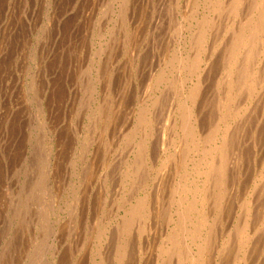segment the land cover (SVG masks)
Wrapping results in <instances>:
<instances>
[{"label":"rangeland","instance_id":"374dc122","mask_svg":"<svg viewBox=\"0 0 264 264\" xmlns=\"http://www.w3.org/2000/svg\"><path fill=\"white\" fill-rule=\"evenodd\" d=\"M94 1L97 2L94 3ZM121 2L122 0H0V264H84L85 262V264H96L95 262L99 260L97 254L100 251L101 254L104 253L105 255L106 253V264H118L117 255L119 256V252L121 253L122 251L119 238L121 236L120 225L123 221L122 217L127 216V214L125 215V210L129 209L131 204H135L136 198L144 196L149 191L154 194L158 187L159 179L163 172L160 167L162 166L161 159H158V157H153L154 160L152 159L155 162V166L152 169L153 174L151 172L152 179H149V187L145 188L142 185L140 172L136 176L132 175L133 177H129L132 181L128 177L126 178V174L131 166L129 164H132L137 157L135 154H137L138 148H135V142L141 141V136H143L141 130V132L136 133V126L140 117L146 116V114L151 115L154 111L152 114H154L155 120L153 118V129L151 128L149 140L152 146L151 151H153V148L157 151L160 145L158 142L161 143L163 140V128L165 123H167L170 107L175 106L179 98L182 100V95H179L180 83L178 82V74L173 71L172 63L180 43L179 25L180 23L182 25L183 16L187 9L184 7V0H182L183 4L180 7H177L175 0H130L129 3L132 5L128 7L129 10H127L128 13H126L127 16L125 17L128 19L125 20L121 18ZM133 5L136 6L134 7ZM119 7H121L120 10ZM201 11L202 9L200 13ZM49 15L52 17L50 18ZM145 19L147 20L145 21ZM192 23L194 24L192 25V30H197L195 25L197 22L193 19ZM173 25L176 27L174 28ZM82 29L85 31H82ZM121 29L123 30L120 33ZM192 30L190 32L185 30L188 44L191 42V35L195 32ZM190 44L184 48V53H188L191 58L194 52L190 50L195 49ZM172 51L176 52L173 56H171L173 54ZM109 53L110 56L108 55ZM111 59L114 60L112 61ZM165 62H169V64H164ZM148 66L152 67L149 68ZM165 67L169 69H165ZM148 71L151 72V75ZM159 72L167 73L166 79L158 88L157 85L153 84V78L152 80L148 78ZM169 72L172 73V76ZM127 79L130 80L127 81ZM148 82H150L151 86ZM174 86H176L175 89ZM175 92L178 93V96H176ZM157 96L159 98H156ZM152 97L156 98V103L155 101L153 102ZM144 98L147 99L144 100ZM103 119L104 121L102 122ZM136 119L137 122L135 123ZM166 133L167 141L174 131H172V134L169 131ZM132 134H134V137H132ZM125 136H129V138ZM132 140L134 145H132ZM128 167L129 169H127ZM86 168L91 170H87L88 172L93 173L88 175V172L85 171ZM158 168H161V173L160 171L158 172ZM96 170L97 172H95ZM82 173L85 174V177L83 175L85 179L86 176H89L86 179L89 184L87 182V185L85 184ZM92 174H95L94 177H96H90ZM155 174L157 175L156 177ZM77 178L79 179L77 180ZM82 179L84 182H82ZM90 179H92V182ZM83 186L86 188L85 190ZM27 201L29 203H26ZM80 203L81 206L79 207ZM120 204H123L121 208L119 207ZM39 207L42 212H40L41 209H38ZM129 217L131 218V216ZM135 222L131 234L136 235H132L128 256L124 260V264H142L143 259L142 261L139 259L141 247L145 248L147 239L152 241L157 239L158 244L159 236L162 234L164 238L167 230L162 221L161 225L158 224L154 231L151 230L150 233L144 236L143 233L142 235L137 234L138 228H134L135 226L141 227L143 224L141 221L136 220ZM67 225L69 227H66ZM171 227H173V224ZM101 229H103L105 234ZM83 230L84 232H81ZM152 232L154 233L151 234ZM59 233L62 234L60 235ZM111 237L112 239H109ZM97 241H100V244L99 242L97 244ZM152 241L150 242H156ZM101 246H104L105 251H103L104 249L102 250ZM109 246L112 248H109ZM99 249L101 250L99 251ZM107 249L110 250L108 251ZM52 251H54L53 254Z\"/></svg>","mask_w":264,"mask_h":264},{"label":"bare ground","instance_id":"6f19581e","mask_svg":"<svg viewBox=\"0 0 264 264\" xmlns=\"http://www.w3.org/2000/svg\"><path fill=\"white\" fill-rule=\"evenodd\" d=\"M129 1L130 0H122V2L120 3L121 7H122L121 12H120L121 16H122L121 18H124L125 20L128 19V18H125L127 16L126 13H128L127 10H129L128 7L132 5V4L130 5ZM175 1H176L177 7L178 6L180 7L183 4L182 0H175ZM95 2H97V1H94V3ZM81 4H82V2H81ZM120 4H118V5L120 6ZM146 5H147V3H146ZM105 6H106V4H105ZM121 7H119V10ZM166 7H164V8H166ZM184 7L187 9V10H185L187 12L185 13L184 16L181 15L184 17V20H182V25H181V23L179 25V32H180L179 34L180 35L179 34L178 35H179V40H180L179 42L180 43H179L178 52L177 53L175 52L176 53L175 54L172 51L173 54L171 55V56H173L175 54V56L173 57L172 67L174 68L173 71H176L178 74V80H179L178 82L180 83L179 95H182V100L179 98V100H177L175 106L172 104L174 101L173 99H172L173 100L172 103H170L173 106L170 107V110L168 109L169 113H168L167 123H165V126L163 128V138H162L163 140L161 141V143L158 142L160 145H159L157 151H155L154 148H153V151H151L152 146L150 145V140H149V136L151 134V128L153 129L152 125H153V122L155 120V118L153 117L154 114H152L154 111L151 113V115L146 114V116L140 117L139 122L136 126V133H138L141 130L143 132V136H141L142 137L141 141H139L137 139L139 142H137V141L135 142V148L136 147L138 148V151L136 152L137 154H135V156L137 155V157H136V160L132 164L131 163L129 164L131 166H130V169H129V167L127 168V169H129L128 173L127 174L125 172H123V173H125L127 175L126 178L127 177L129 178L132 175L136 176L137 174L141 173L142 175L140 174V176L142 178V185L146 188V187H149V184H148L150 182L149 179H152V174H153L152 169L155 166V162L152 161L153 157H156V158L158 157V159H161L162 166H160V167L163 169V172H162L161 168L160 169L158 168L159 169L158 172L160 171V173L161 172L162 173H161V176L159 179L158 187H157L156 191L154 192V194H151L152 192L149 191L144 196L142 195L140 198H136L135 204H131L130 208L129 209L127 208L125 210V215L127 214V216H123L122 217L123 221H122V219H121L122 222L120 221L121 222V225H120L121 231H120V229H118L121 232V236L120 237L118 236L120 238L121 242L119 240L118 241L121 243L122 251H121V253L119 252V256L117 255L118 258L116 260H118L117 261L118 264H124L123 263L124 260L127 259L126 257L128 256V248H130L129 244H130L132 235L133 236L136 235V234H131V233L133 231V225H134V223H136L135 221L137 220V221H141V223L143 225L141 227L135 226L134 228H138L137 234L142 235V233H143L144 236H145V234L150 233L151 230L154 231L157 228L158 224H160L162 221L167 228L166 233L165 234L163 233L165 235L164 238L162 237V234H161V236H159L158 244H157V239L154 240V241H156L155 243H151L150 241H152V240L147 239L146 244L144 246L145 248H143V247H141V249L139 248L140 252H141V254L139 255V259L141 261L143 259L142 264H264V0H184ZM137 9H138V7H137ZM201 9H202V11L200 13ZM171 11H172V9H171ZM134 12H136V11L134 10ZM148 13H146V14H148ZM49 17H50V15H49ZM183 17H182V19H183ZM156 19H154V20H156ZM193 19L197 22V24H195L197 27L196 28L197 30L193 29L195 31L194 32L195 34L192 32L193 34L191 35V33H190V35L192 37L191 36H190L191 38L189 37L191 40V42H190L191 44L190 43L189 44L193 47V49H195V50H190V51L194 52L190 58L188 53L187 54L184 53V48L186 46H189L188 39H187L188 37L185 34V30H189L188 32H190L192 30V25H194L192 23ZM121 20H123V19H121ZM146 20L147 19H145V21ZM151 20H152V18H151ZM75 22H76V18H75ZM98 22H99V20H98ZM157 23H156V25H157ZM86 24H87V22H86ZM98 25H96V26H98ZM119 26H121V25H119ZM162 27H164V26H162ZM170 27H168V28H170ZM173 27H174V25H173ZM72 28H74V27H72ZM174 28H172V29H174ZM163 29H165V28H163ZM83 30L84 29H82V31ZM122 30L123 29L120 30V33ZM125 32H126V30H125ZM1 33H3V32H1ZM63 33H64V31H63ZM196 33H197V35H196ZM195 35H196V39L194 40ZM159 36H160V34H159ZM7 40H8V38H7ZM113 40H114V38H113ZM148 41H150V40H148ZM114 42L116 43V41H114ZM176 45H177V43H176ZM135 46H136V44H135ZM118 47H120V46H118ZM122 48H123V46H122ZM159 48H160V46H159ZM48 49H50V48H48ZM142 49H143V47H142ZM188 49H192V48H188ZM108 55L110 56V53ZM41 56H42V54H41ZM144 57H145V55H144ZM40 58H42V57H40ZM138 61H139V59H138ZM38 63H39V61H38ZM166 63L169 64V62H165L164 64H166ZM168 66H170V65H168ZM151 67H149V68H151ZM167 68L165 67V69H167ZM106 69H107V67H106ZM52 70H54V69H52ZM109 70H110V68H109ZM161 70H159V71H161ZM150 71H152V70H150ZM150 71H148V72H150ZM89 73H90V71H89ZM164 73L165 72H159L158 74H155V75L153 74L152 77H150L149 75L148 76L146 75V76L150 77V78H148L149 80L150 79L152 80V78H153V84L157 85V87H158L166 79L165 76H166L167 72L165 73V75H163ZM170 73L171 72H169V74ZM102 74H103V72H102ZM138 74H139V72H138ZM150 75H151V72H150ZM171 76H172V73H171ZM69 79H71V78H69ZM148 79H147V81H148ZM170 79H172V78L170 77ZM129 80L127 79V81H129ZM148 83L150 84V82H148ZM175 83H177V82H175ZM167 84H169V83H167ZM89 85H90V83H89ZM89 85H88V88H89ZM111 85H113V84H111ZM175 85H177V84H175ZM150 86H151V84H150ZM167 86H169V85H167ZM157 87H156V89H157ZM175 87L176 86H174V89H175ZM93 88H94V85H93ZM122 89H123V87H122ZM156 89H155V91H156ZM159 90H161V89H159ZM95 91H96V89L94 90V93H95ZM143 91H146V90H143ZM106 93H108V92H106ZM136 94H137V92H136ZM165 94H166V92H165ZM177 94L178 93H176V96H178ZM102 95H104V94L102 93ZM156 95H157V93H156ZM158 96L156 98H159ZM148 97L150 98V96H148ZM87 98H88V96H87ZM92 98H93V96H92ZM101 98H103V97H101ZM141 98H143V97L141 96ZM95 99H97V98H95ZM145 99H147V98H144V100ZM155 99L153 98V102L155 101ZM93 100H94V98H93ZM150 101H152V100H150ZM142 102H140V103H142ZM101 103H103V102H101ZM145 103H147V102H145ZM155 103H156V101H155ZM164 103H163V105H164ZM146 105H148V104H146ZM88 106H89V104H88ZM101 106H102V104H101ZM121 107H122V105H121ZM164 107H165V105H164ZM123 109H126V108H123ZM160 109H159V111H160ZM118 110H119V108H118ZM139 111H141V110L139 109ZM143 111H145V110H143ZM114 112H115V110H114ZM161 112H162V110H161ZM54 116H56V115H54ZM45 118H47V117L45 116ZM153 118H154V120H153ZM103 121H104V119L102 120V122ZM136 122H137V119L135 120V123ZM41 124H43V123H41ZM105 127H106V125H105ZM50 129H52V128H50ZM131 131H132V128H131ZM167 131H169V133H171V134H172V131H174V133L172 134L173 137L171 138V136H172L171 135L170 139L166 141V136H167L166 132ZM107 132H109V131H107ZM132 132H129V133H132ZM102 133H104V132H102ZM96 134H98V133H96ZM132 135H133L132 137H134V134H132ZM129 136H125V137L129 138ZM98 137H100V136H98ZM157 139H158V136H157ZM133 140H132V142H133ZM151 144H152V142H151ZM98 145H99V143H98ZM132 145H134V142L132 143ZM70 148H72V147H70ZM59 149H60V147H59ZM72 150H73V148H72ZM86 152H88V151H86ZM63 153H64V151H63ZM83 157H84V154H83ZM91 162H92V160H91ZM105 162H106V160H105ZM113 163H114V161H113ZM104 164H106V163H104ZM52 165H54V164H52ZM51 168H53V167H51ZM59 169H60V167H59ZM87 170L89 171L90 169L86 168L85 171H87ZM95 172H97V170ZM151 172H152V174H151ZM83 173H82V178H83V175L85 177L86 172H85V174H83ZM90 173H93V172H88V175ZM94 175L92 174V175H90V177L93 176V178H95L96 176L94 177ZM156 176L157 175L155 174V177ZM88 177L89 176H86V179H88ZM78 179L79 178H77V180ZM83 179H85V178H83ZM83 179H82V182H84ZM86 179H85V184L87 185V183L89 184V182L86 181ZM108 179H110V178H108ZM90 180L92 182V179H90ZM127 181H128V179H127ZM152 181H154V180H152ZM99 182H101V181H99ZM156 182H157V180H156ZM119 184H121V183H119ZM115 186H117V185H115ZM134 188H136V187H134ZM83 189L85 190L86 188L84 187ZM137 193H138V191H137ZM75 197H76V195H75ZM121 198H122V196H121ZM93 199H94V197H93ZM98 199H99V197H98ZM35 200H37V199H35ZM83 202H84V200H83ZM94 202H95V200H94ZM26 203H29V202L27 201ZM30 203H31V201H30ZM124 203H126V202L124 201ZM32 204H33V202H32ZM114 204H115V202H114ZM117 205H116V207H117ZM122 205L120 204L119 207L121 208ZM80 206H81V203H80L79 207ZM109 207H110V205H109ZM38 209H41V208L39 207ZM33 211H35V210H33ZM40 212H42V209ZM17 214H18V211H17ZM24 215H25V213H24ZM41 216H42V214H41ZM101 216L103 217V215H101ZM129 216H131V218ZM39 220H41V219H39ZM92 220H94V219H92ZM97 220H99V219H97ZM102 220H104V219H102ZM65 221H67V220H65ZM100 221H101V219H100ZM40 222H43V221H40ZM90 222H91V220H90ZM163 223H162V225H163ZM82 224L85 225L84 223H82ZM172 224H173V227H171ZM93 226H95V225H93ZM66 227H69V225H67ZM103 227H105V226H103ZM45 228H47V227H45ZM81 229H83V228L81 227ZM101 230L103 231V229H101ZM106 230H109V229H106ZM162 231H165V230H162ZM66 232H68V231H66ZM81 232H84V230ZM97 233H98V231H97ZM103 233H104V231H103ZM153 233L154 232H152L151 234H153ZM67 234H70V233H67ZM118 234L120 235V233H118ZM98 235L101 236L100 234H98ZM147 236H149V235H147ZM156 236H158V235H156ZM54 237H56V236H54ZM119 238H117V239H119ZM141 238H142V236H141ZM96 239H97V237H96ZM109 239H112V237ZM70 240H71V238H70ZM106 240H107V238H106ZM46 241H47V239H46ZM154 241H152V242H154ZM98 242L100 244V241H97V244H98ZM110 243H112V242H110ZM97 244H95V245H97ZM109 245H111V244H109ZM101 247L103 250L104 246H101ZM115 247H116V245H115ZM84 248H85V246H84ZM109 248H112V247L109 246ZM100 250L101 249H99V251ZM103 251H105V249ZM117 251H114V252H117ZM135 251H136V249H135ZM53 252L54 251H52V254H53ZM100 252L99 253L97 252L98 253L97 255L99 256V260L96 261L95 263L96 264H106L107 263L106 262L107 261L106 253L104 255V253L101 254ZM59 255H60V253H59ZM111 255H112V253H111ZM78 257H80V256H78ZM88 259H90V258H88ZM45 261H46V259H45ZM58 261H59V259H58ZM77 261H79V260H77ZM7 262H9V261H7Z\"/></svg>","mask_w":264,"mask_h":264}]
</instances>
